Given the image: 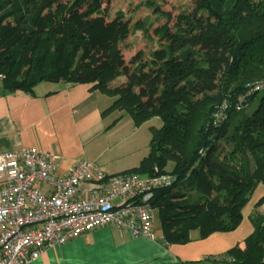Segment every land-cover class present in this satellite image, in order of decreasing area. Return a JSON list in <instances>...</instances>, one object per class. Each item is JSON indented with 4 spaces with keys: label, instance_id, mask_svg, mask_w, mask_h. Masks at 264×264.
Masks as SVG:
<instances>
[{
    "label": "trees",
    "instance_id": "trees-1",
    "mask_svg": "<svg viewBox=\"0 0 264 264\" xmlns=\"http://www.w3.org/2000/svg\"><path fill=\"white\" fill-rule=\"evenodd\" d=\"M110 2L0 0V92L91 84L112 98L103 113H121L113 122L159 118L147 154L128 173L173 177L149 200L163 241L235 229L264 185V0H192L175 16L149 3L164 18L154 29L158 46L129 60L119 43L134 28L121 11L107 22ZM250 220L241 246L202 261L264 264V217L255 208Z\"/></svg>",
    "mask_w": 264,
    "mask_h": 264
},
{
    "label": "crops",
    "instance_id": "crops-1",
    "mask_svg": "<svg viewBox=\"0 0 264 264\" xmlns=\"http://www.w3.org/2000/svg\"><path fill=\"white\" fill-rule=\"evenodd\" d=\"M115 81L113 85L124 78ZM91 86L42 82L34 87L33 94L20 90L0 92V153L20 148L42 151L54 157L59 176L65 175L77 160L92 162L109 174L128 172L138 166L140 158L135 164L121 166L99 162L108 148L120 145V150L133 149L132 141H125L128 131L122 132L121 127L123 120H127L128 128L132 121L123 115L113 122L120 112H102L112 98L91 90ZM143 124L148 130L161 125L155 118ZM39 188L43 192L50 190L48 185ZM263 196L264 185L259 183L242 209L241 222L231 231L213 232L204 238L193 234L186 243L167 244L159 224L153 223L152 213V228L160 238L135 236L126 229L103 225L63 244L44 247L27 264H206L202 261L205 257L243 244L253 231L250 215L255 208L264 217V203L255 207Z\"/></svg>",
    "mask_w": 264,
    "mask_h": 264
},
{
    "label": "built area",
    "instance_id": "built-area-1",
    "mask_svg": "<svg viewBox=\"0 0 264 264\" xmlns=\"http://www.w3.org/2000/svg\"><path fill=\"white\" fill-rule=\"evenodd\" d=\"M56 170L54 157L39 150L0 153V264H27L44 247L103 225L160 238L149 200L154 189L171 184L170 174H109L87 160L65 175Z\"/></svg>",
    "mask_w": 264,
    "mask_h": 264
},
{
    "label": "rangeland",
    "instance_id": "rangeland-1",
    "mask_svg": "<svg viewBox=\"0 0 264 264\" xmlns=\"http://www.w3.org/2000/svg\"><path fill=\"white\" fill-rule=\"evenodd\" d=\"M191 1L192 0H111L106 11L107 22H112L116 12L121 11L124 13V18L129 19L131 30L134 28L125 40L119 43L124 58L129 60L138 51H142L147 56L151 50L158 46L157 35L154 33V29L163 24L164 18L159 13L154 12L149 3L156 5L159 9L158 11H166L172 16H175L179 11L188 7ZM138 22L142 23L144 26H148L149 29L146 35L143 34L142 29L135 28ZM121 78L122 77L117 78L115 83ZM109 117L111 116L108 115V118ZM125 119L131 118L128 114H125ZM155 119H158L159 124H161L159 118L155 117ZM155 121L156 120H153L152 123L154 124ZM126 123L127 120H123L121 123V127H124L122 132L128 131L125 141H132L131 147H133V149L130 150V148H128L120 150V145L108 148L106 152L104 151L102 158H100V163L109 162L112 166L116 164L120 166L123 164H135L138 162L139 158L142 159L146 154L150 138V131L147 126H145L146 124L135 127L133 122H131L128 128ZM153 223L157 225L158 220L156 217H154Z\"/></svg>",
    "mask_w": 264,
    "mask_h": 264
}]
</instances>
